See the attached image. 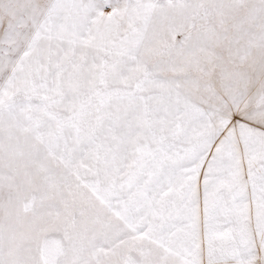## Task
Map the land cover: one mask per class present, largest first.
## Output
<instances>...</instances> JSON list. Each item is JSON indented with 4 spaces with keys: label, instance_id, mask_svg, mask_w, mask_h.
Masks as SVG:
<instances>
[{
    "label": "snow or ice",
    "instance_id": "1",
    "mask_svg": "<svg viewBox=\"0 0 264 264\" xmlns=\"http://www.w3.org/2000/svg\"><path fill=\"white\" fill-rule=\"evenodd\" d=\"M0 264H264V0H0Z\"/></svg>",
    "mask_w": 264,
    "mask_h": 264
}]
</instances>
